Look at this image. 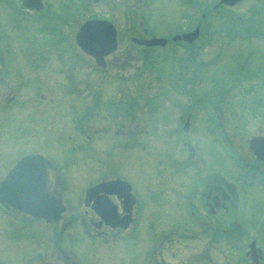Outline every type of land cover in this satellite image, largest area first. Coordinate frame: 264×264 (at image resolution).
Listing matches in <instances>:
<instances>
[{"label": "rangeland", "instance_id": "374dc122", "mask_svg": "<svg viewBox=\"0 0 264 264\" xmlns=\"http://www.w3.org/2000/svg\"><path fill=\"white\" fill-rule=\"evenodd\" d=\"M45 1L56 7L49 16L44 9L30 17L25 11L14 14L8 1L0 0V176L20 154L47 152L63 163L67 208L57 224L18 219L17 227L24 231L16 239L5 232L15 229V218L0 210V260L14 264L32 249L39 250L38 259L58 260L64 257L59 254L64 243L72 264H83L77 251L89 264H107V259L115 264H150L153 255L160 259L163 253L171 259L173 250L178 264L188 260L200 261L196 264H246L241 259L249 242L257 238L264 246V188L260 185L247 189L240 219L243 228L233 231L224 245L213 221V229L204 222L206 230L195 231L190 242L179 240L182 233L177 231L160 234L158 242L145 247L138 232L121 242H102L100 237L81 232L85 228L82 191L91 181L124 176L146 202L140 217V222H145L142 231H166L172 222L194 229L196 224L187 218L185 189L190 195L192 171L205 172L220 165L213 162L229 151L225 138L240 158L230 162L225 155L227 174L240 183H245L247 176L249 186L252 179L260 182L262 178L253 170L256 177L251 176L254 167L248 139L264 134V0H240L234 7L218 9L213 7L218 0ZM90 18L109 19L117 28L119 47L109 58L110 75L90 73L89 69L96 67L94 61L77 46L76 32ZM201 20L204 29L194 50L201 40L207 42L193 55V48L188 51L184 44L148 49L131 40L133 36L171 39ZM54 29L69 40H55L58 35ZM56 43L60 48L54 46ZM74 60L86 66H76ZM73 66L77 70L69 73ZM174 69L175 82L169 75ZM62 70L68 71L63 75ZM78 75L81 84L77 87ZM96 82L101 85L96 89L107 90L102 92L99 105L93 99L96 86L91 87ZM71 89L79 93L72 100L64 99L67 93L63 91ZM100 95H96L97 100ZM111 96L115 101L107 108ZM215 98L216 107L223 111L218 129L216 111L212 115L206 108ZM187 120L191 122L188 131L184 128ZM188 133L195 143L187 151L183 146H187L185 142L191 145ZM244 162L250 171L238 166ZM178 187L181 191L176 194ZM158 202L164 205L163 210ZM257 212L261 215L254 220ZM157 214L162 218L154 228ZM123 247L126 259L117 260Z\"/></svg>", "mask_w": 264, "mask_h": 264}, {"label": "flooded vegetation", "instance_id": "af4514ba", "mask_svg": "<svg viewBox=\"0 0 264 264\" xmlns=\"http://www.w3.org/2000/svg\"><path fill=\"white\" fill-rule=\"evenodd\" d=\"M84 90V89H83ZM83 91H80L82 93ZM92 92V91H89ZM79 93V92H78ZM219 156L218 159H215L213 163L217 164H225L223 163L226 161V159ZM223 165H216V168H210L207 170H213V171H220L222 170L224 175L227 176L229 180L234 181L233 179L229 178L228 174L225 172L223 168ZM251 167H254L253 169L256 170L258 173L259 171H264V163H262L260 160H258L256 157H252V165ZM221 171V172H222ZM5 172V170H4ZM59 175L61 176V171L58 170ZM4 175V174H3ZM2 177V176H1ZM62 180V178H61ZM103 181V179H100L97 183ZM238 185V184H237ZM62 186L63 181H62ZM61 186V187H62ZM113 192H118L123 194L125 196V192L118 189V188H113ZM133 192L136 194V202L132 204L133 197L130 195L127 199L124 198L123 196H119L117 193H112L109 197L107 195V191L105 190H98L94 191L91 194V202L89 204L83 203L84 211L81 213L83 216V223L85 225V228L81 230V232L88 234L89 236L92 235L95 236V238H102V242L106 243H116V242H121L122 239H125L126 237H130L129 235L135 234L137 227L140 228V234H142V242L144 244V247L147 246L148 244H151L153 242H158L159 239L162 237L160 234H163V231L159 229L158 230H150L149 232L147 230H141V226L145 224V222H140V217L141 213H144V208H145V202L141 200V198L138 195V192L134 191ZM180 191L176 192L178 194ZM237 194V196L242 199L243 191L241 186L238 185L236 190H231L228 185L225 182L219 181H214V182H209L205 181L203 183V186L201 187L197 183H193L192 186V192L190 195H188V192H185V198L188 199V202L190 204L189 208L191 211H189V216L194 220L195 218V224L196 227L200 230L203 228V230H206L205 224L208 229H213L210 225L211 221L214 222L216 225V230L219 232L218 236L220 237L222 234L225 233L226 229L224 225L227 224V222L232 218V209H231V199H233V195ZM260 194V192H258ZM103 195H106L107 197H103ZM240 195V196H239ZM194 202V203H192ZM160 210H163V205L162 203L159 204L158 207ZM243 212H242V207L239 206V217L241 218ZM106 217V219L111 220V222H117L118 224L116 227H112L111 224L107 223L106 220L104 219L103 216ZM202 217L204 219H202ZM161 218L157 220V223L161 222ZM17 218L14 221L15 224V229L11 228L10 230H5L7 232L8 236L12 239L19 238L21 235H23V228H18L17 223H18ZM129 219L130 223L127 226V228H123V223ZM221 221L223 222V225L221 224ZM205 222V224H204ZM175 222H172L174 224ZM91 226L93 231L90 230L88 227ZM1 227V224H0ZM157 226L154 225V228ZM170 231H173L170 229ZM181 232L178 230H174V232ZM190 233L186 232L185 235L191 239L194 237L195 230L194 229H189L188 230ZM2 232H4L2 230ZM63 236V234H62ZM106 238H108L106 240ZM154 238L152 241L151 239ZM63 239V237H62ZM170 239V238H169ZM35 241V240H33ZM62 241V240H61ZM60 241V242H61ZM161 242L157 243V245H160ZM2 247H0V250ZM57 248V246L55 247ZM58 249V248H57ZM59 249L64 257L58 259V260H46V259H38V256L36 254L40 253L38 251H32L29 250L26 253H23L20 255V260L14 264H38L41 262H53L55 264H72L71 261L67 260V255L65 253L66 249L63 246H59ZM58 249V250H59ZM146 249V248H145ZM78 255L81 257L82 254L77 251ZM8 257V256H7ZM99 257V256H98ZM153 259H151L150 264H162L165 262L166 264H173V262L168 261L165 257L162 256L160 259H158V256L153 255ZM174 257L176 258L177 256H174V252L171 254V258ZM155 259V261H154ZM27 262L25 263L24 261ZM107 264H115L114 261L110 260H104ZM1 263H6V264H12V262L8 261H1ZM83 264H89L87 260L82 261ZM96 264V263H95ZM148 264V263H147ZM187 264H194V261H187ZM262 264H264V253H263V258H262Z\"/></svg>", "mask_w": 264, "mask_h": 264}, {"label": "water", "instance_id": "95a60500", "mask_svg": "<svg viewBox=\"0 0 264 264\" xmlns=\"http://www.w3.org/2000/svg\"><path fill=\"white\" fill-rule=\"evenodd\" d=\"M38 7L39 0H30ZM235 4L238 0H222ZM30 5L27 0H22ZM116 32L113 26L105 21L91 20L85 23L78 34V43L85 52L93 54L101 63L102 57L116 47ZM196 33L184 34L191 39ZM182 36H177L179 39ZM139 44H164V39H134ZM250 150L264 160V137H254L250 140ZM209 179V176L206 177ZM205 180V178H204ZM56 169L50 159L42 153H29L18 158L8 169L0 183V204L7 210L20 215L35 218L44 217L48 221H57L64 210V197L58 189ZM118 182V180H116ZM236 225V221L231 223ZM252 257H257L256 242L250 245ZM54 264V263H41Z\"/></svg>", "mask_w": 264, "mask_h": 264}, {"label": "bare ground", "instance_id": "6f19581e", "mask_svg": "<svg viewBox=\"0 0 264 264\" xmlns=\"http://www.w3.org/2000/svg\"><path fill=\"white\" fill-rule=\"evenodd\" d=\"M37 4H38L41 8H43V9H45V10H47V11H49V10H53V8H56V7H52V6H50V5L48 4V2L45 1V0H39V3H37ZM48 9H49V10H48ZM14 13L17 14L16 11H14ZM15 37H16V36H15ZM41 60H43V58L38 59L37 61H41ZM206 181L214 182V181H216V179H215L213 176H209V179L206 178Z\"/></svg>", "mask_w": 264, "mask_h": 264}]
</instances>
